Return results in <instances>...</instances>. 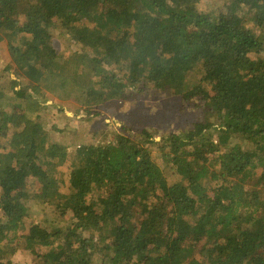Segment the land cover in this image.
Instances as JSON below:
<instances>
[{
    "label": "trees",
    "instance_id": "16d2710c",
    "mask_svg": "<svg viewBox=\"0 0 264 264\" xmlns=\"http://www.w3.org/2000/svg\"><path fill=\"white\" fill-rule=\"evenodd\" d=\"M197 4L0 0V44L27 80L15 93L23 109L5 110L0 90V264L18 250L34 264H264V0ZM57 31L71 56L53 46ZM143 83L210 120L160 142L143 130L104 145L39 122L48 93L77 94L73 109L90 115ZM31 198L72 224H35Z\"/></svg>",
    "mask_w": 264,
    "mask_h": 264
},
{
    "label": "rangeland",
    "instance_id": "374dc122",
    "mask_svg": "<svg viewBox=\"0 0 264 264\" xmlns=\"http://www.w3.org/2000/svg\"><path fill=\"white\" fill-rule=\"evenodd\" d=\"M228 0H198L197 8L202 12L211 10H221ZM248 28H253L249 24ZM59 31L54 33L53 46L58 50L59 54L71 56L75 52L73 46H69L67 37L59 36ZM7 41L0 44V90L5 92L2 97V104H6L8 109L18 106L23 109L25 106L15 93L22 87L26 86L27 80L20 78V75L10 69L11 57L6 47ZM253 59L257 58V54H251ZM130 97L127 100H110L100 108H94L90 115L81 110L73 109L75 98L70 97L66 102L61 100L58 95L48 93L44 97L42 110L39 115V122L52 130L53 133L62 140L67 142H76L77 144H94L104 145L113 142L116 136L124 135L131 137L133 140H139L138 134L143 130L152 135L155 142H160L162 137L169 134H180L192 127L195 121L210 120V115L196 108V104L183 103L181 94H166L161 90L153 88L150 84H140L136 91L129 92ZM22 105V106H21ZM78 106V105H77ZM78 146V145H77ZM152 150L153 157L158 163L162 164V158L154 144L148 145ZM71 150V149H70ZM69 164L66 163L60 167L61 171H66ZM177 178L174 177L173 181ZM30 182V181H29ZM31 193L40 192V185L29 184ZM61 192H65V188H61ZM51 203H56L60 197L53 192L49 197ZM29 215L34 218L35 224L42 225L45 220H57L58 226H70L72 224V216L70 212L59 218L58 212L54 206H38L32 198L28 201ZM54 224L53 226H56ZM48 226H50L48 224ZM28 230L23 234L28 233ZM36 252L42 253L37 248ZM13 263L17 264H34L36 254L26 250H18L12 257Z\"/></svg>",
    "mask_w": 264,
    "mask_h": 264
}]
</instances>
